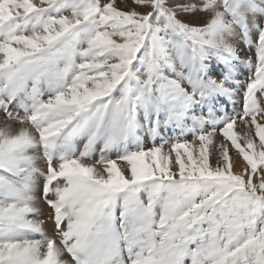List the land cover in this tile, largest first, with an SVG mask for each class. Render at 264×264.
<instances>
[{
    "label": "snow or ice",
    "instance_id": "snow-or-ice-1",
    "mask_svg": "<svg viewBox=\"0 0 264 264\" xmlns=\"http://www.w3.org/2000/svg\"><path fill=\"white\" fill-rule=\"evenodd\" d=\"M120 3L0 0V264H264V0Z\"/></svg>",
    "mask_w": 264,
    "mask_h": 264
},
{
    "label": "rangeland",
    "instance_id": "rangeland-1",
    "mask_svg": "<svg viewBox=\"0 0 264 264\" xmlns=\"http://www.w3.org/2000/svg\"><path fill=\"white\" fill-rule=\"evenodd\" d=\"M129 3H131V0H129ZM117 6L120 7L122 10H127L120 3V0H117ZM136 7H137L138 11H145L146 10V9L141 8L139 6H136ZM198 15H200V14H198ZM240 47L243 48V45H241ZM243 54H244V52L242 51L241 55H243ZM247 75H248V70L245 69V68H241L240 71H239V77H240L241 85H243V82H244L245 77ZM238 107H239V105H238ZM2 116H3V114L0 113V125H2ZM234 130L238 134H240V136H241L240 143L243 144V134L245 133L246 128L244 126L238 124ZM173 135H175V134H173ZM184 138H187V139L190 140L191 136L189 135L188 137H184ZM165 139L169 140V135L168 134H165ZM222 139L223 138L221 136L217 135L215 142L218 143ZM157 142H159V141H157ZM169 143H171V140H169ZM214 147H215V144L210 146V151L213 152V153H214ZM165 150H167V145L165 146ZM230 157H231V159L233 161V168H232L233 173L244 172L245 171L246 162L243 161L242 157H240L239 154L234 149H230ZM113 158H115V157H113ZM210 162L214 165L213 155L210 157ZM253 180H254V182H258V178L255 177V176L253 177ZM45 208H46V206H45ZM49 232H51L50 227H49ZM64 258L70 260V257H68L67 254L65 255Z\"/></svg>",
    "mask_w": 264,
    "mask_h": 264
},
{
    "label": "bare ground",
    "instance_id": "bare-ground-1",
    "mask_svg": "<svg viewBox=\"0 0 264 264\" xmlns=\"http://www.w3.org/2000/svg\"><path fill=\"white\" fill-rule=\"evenodd\" d=\"M257 143H258V138H257ZM213 159H214V165H215V155L213 154Z\"/></svg>",
    "mask_w": 264,
    "mask_h": 264
}]
</instances>
